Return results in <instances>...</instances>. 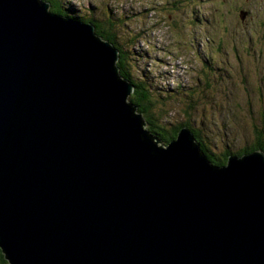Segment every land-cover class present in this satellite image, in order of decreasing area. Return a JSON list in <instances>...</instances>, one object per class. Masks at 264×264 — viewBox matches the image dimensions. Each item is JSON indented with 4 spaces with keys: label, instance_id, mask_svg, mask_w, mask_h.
<instances>
[{
    "label": "water",
    "instance_id": "water-1",
    "mask_svg": "<svg viewBox=\"0 0 264 264\" xmlns=\"http://www.w3.org/2000/svg\"><path fill=\"white\" fill-rule=\"evenodd\" d=\"M48 7L0 0L8 264H264V152L220 167L186 127L154 138L113 45Z\"/></svg>",
    "mask_w": 264,
    "mask_h": 264
},
{
    "label": "rangeland",
    "instance_id": "rangeland-1",
    "mask_svg": "<svg viewBox=\"0 0 264 264\" xmlns=\"http://www.w3.org/2000/svg\"><path fill=\"white\" fill-rule=\"evenodd\" d=\"M63 5L125 40L129 69L152 91V112L166 127L190 118L203 127L217 154L251 144L254 117L264 118V0H64ZM109 20L121 27L111 28ZM166 90L180 95L170 99ZM158 93L166 101H157ZM189 99L196 105L183 107Z\"/></svg>",
    "mask_w": 264,
    "mask_h": 264
},
{
    "label": "trees",
    "instance_id": "trees-1",
    "mask_svg": "<svg viewBox=\"0 0 264 264\" xmlns=\"http://www.w3.org/2000/svg\"><path fill=\"white\" fill-rule=\"evenodd\" d=\"M43 2L49 3L48 11H50L53 14H57L63 17H67L71 20L78 21L81 23H89L94 27V32L101 36L104 40H107L110 42L113 47L118 51V61L115 63V67L117 68L118 74L120 77L124 80H126L132 87L133 91L130 94V96L127 98L136 108V112L140 113L145 121L144 129H146L154 138L160 140L163 144H168L171 140L176 139L178 131L182 127L188 128L195 138V140L199 144V148L203 152L204 156L206 157V160L214 165V166H225L227 164V158L229 155L234 156H242L245 154H251L255 151H263L264 152V126L261 120L264 118L260 115L258 117H254V120L259 127L254 124V132H253V141L251 144L246 145L242 148H240L237 151L232 152L229 147L228 149H225V152L222 154H217L215 152V148L213 149V145L209 144L207 136L205 137L202 133V126L194 125L193 121L190 118H187L186 121H179L178 123H175L169 127H166L161 121H160V115L152 112L153 110V102H152V91L149 89V87L145 84L143 80H141L139 77H135L128 66V59H127V51L124 49L121 39L116 36L112 35L110 32L107 31L106 27L103 26L99 21L95 20L94 17L90 18H84L80 15L71 14L68 8H65L63 5L64 0H41ZM177 10H180V8ZM191 19V24L192 18ZM218 19V18H217ZM189 22V21H188ZM121 22L117 24L113 20L108 21V25L113 27L120 26ZM190 24V22H189ZM217 25L220 24V22L217 20ZM118 25V26H117ZM110 26L107 28L109 29ZM121 27V26H120ZM129 41V39H128ZM127 41V42H128ZM221 40H219L218 43H220ZM125 43V40L124 42ZM250 49V48H248ZM202 59V58H201ZM209 64V63H208ZM132 66V65H131ZM205 68V66H203ZM210 68V66L208 65ZM217 67L215 66V69ZM207 88L209 84H206ZM204 86V85H203ZM166 93L171 96L170 99L175 98L180 95L179 92H173V91H167ZM160 94V95H159ZM159 98L157 101H163L165 100L164 93H158L157 94ZM185 96L187 98L192 97L190 93H186ZM166 101V100H165ZM190 102L184 104L183 107L189 106L191 104L196 105V101L192 102V99H189ZM249 107V113L254 110V104H250ZM249 106V105H248ZM169 110L161 109L159 112L167 113ZM0 260L3 264H8V261L4 258V255L0 249Z\"/></svg>",
    "mask_w": 264,
    "mask_h": 264
},
{
    "label": "bare ground",
    "instance_id": "bare-ground-1",
    "mask_svg": "<svg viewBox=\"0 0 264 264\" xmlns=\"http://www.w3.org/2000/svg\"><path fill=\"white\" fill-rule=\"evenodd\" d=\"M96 37H98V36H96ZM99 38V37H98ZM100 38L103 40V38L100 36ZM116 50V49H115ZM117 51V50H116ZM117 55H118V51H117ZM118 58H119V55L117 56V59H116V61H118ZM130 96V95H129ZM128 96V97H129Z\"/></svg>",
    "mask_w": 264,
    "mask_h": 264
}]
</instances>
